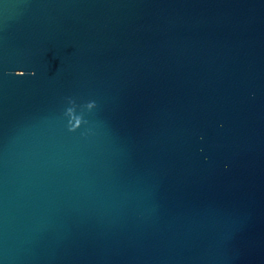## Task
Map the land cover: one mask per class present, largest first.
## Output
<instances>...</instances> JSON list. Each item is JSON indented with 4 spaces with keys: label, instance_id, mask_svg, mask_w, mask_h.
Segmentation results:
<instances>
[{
    "label": "water",
    "instance_id": "95a60500",
    "mask_svg": "<svg viewBox=\"0 0 264 264\" xmlns=\"http://www.w3.org/2000/svg\"><path fill=\"white\" fill-rule=\"evenodd\" d=\"M0 264H264V0H0Z\"/></svg>",
    "mask_w": 264,
    "mask_h": 264
},
{
    "label": "clouds",
    "instance_id": "9594fccd",
    "mask_svg": "<svg viewBox=\"0 0 264 264\" xmlns=\"http://www.w3.org/2000/svg\"><path fill=\"white\" fill-rule=\"evenodd\" d=\"M12 75L16 77H23V74L21 72H15V73H12ZM28 75H34V73H28Z\"/></svg>",
    "mask_w": 264,
    "mask_h": 264
}]
</instances>
